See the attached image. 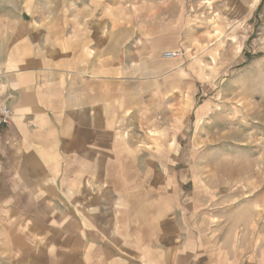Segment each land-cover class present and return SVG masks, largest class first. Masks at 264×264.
<instances>
[{
    "label": "crops",
    "instance_id": "obj_1",
    "mask_svg": "<svg viewBox=\"0 0 264 264\" xmlns=\"http://www.w3.org/2000/svg\"><path fill=\"white\" fill-rule=\"evenodd\" d=\"M2 1L0 264H176L164 255L193 246L175 214L186 174L161 171L145 118L180 41L166 1Z\"/></svg>",
    "mask_w": 264,
    "mask_h": 264
},
{
    "label": "rangeland",
    "instance_id": "obj_2",
    "mask_svg": "<svg viewBox=\"0 0 264 264\" xmlns=\"http://www.w3.org/2000/svg\"><path fill=\"white\" fill-rule=\"evenodd\" d=\"M163 1L158 18L180 32L182 56L166 61L168 49L160 52L170 66L145 118L155 124L161 171L186 174L175 214L187 217L193 242L190 254L164 259L264 264V0ZM206 237L213 244L202 250Z\"/></svg>",
    "mask_w": 264,
    "mask_h": 264
},
{
    "label": "built area",
    "instance_id": "obj_3",
    "mask_svg": "<svg viewBox=\"0 0 264 264\" xmlns=\"http://www.w3.org/2000/svg\"><path fill=\"white\" fill-rule=\"evenodd\" d=\"M163 59L170 61L178 59L182 56L181 51H164ZM11 122V111L6 107L0 105V127L8 126Z\"/></svg>",
    "mask_w": 264,
    "mask_h": 264
},
{
    "label": "bare ground",
    "instance_id": "obj_4",
    "mask_svg": "<svg viewBox=\"0 0 264 264\" xmlns=\"http://www.w3.org/2000/svg\"><path fill=\"white\" fill-rule=\"evenodd\" d=\"M163 54V53H162ZM163 56V55H162Z\"/></svg>",
    "mask_w": 264,
    "mask_h": 264
}]
</instances>
